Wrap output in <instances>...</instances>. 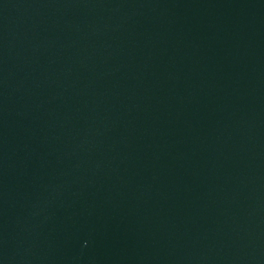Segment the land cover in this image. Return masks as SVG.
<instances>
[{"label": "water", "instance_id": "95a60500", "mask_svg": "<svg viewBox=\"0 0 264 264\" xmlns=\"http://www.w3.org/2000/svg\"><path fill=\"white\" fill-rule=\"evenodd\" d=\"M0 264H264V0H0Z\"/></svg>", "mask_w": 264, "mask_h": 264}]
</instances>
